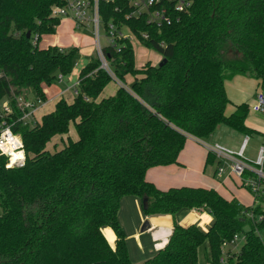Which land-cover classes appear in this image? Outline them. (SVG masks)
I'll return each instance as SVG.
<instances>
[{
	"label": "trees",
	"instance_id": "obj_1",
	"mask_svg": "<svg viewBox=\"0 0 264 264\" xmlns=\"http://www.w3.org/2000/svg\"><path fill=\"white\" fill-rule=\"evenodd\" d=\"M63 4L0 0V105L10 101L7 119L26 152L22 167H7L0 153V264H134L118 220L120 201L128 195L148 197L146 215L171 214L176 220L183 209H200L213 216L208 231L176 220L169 242L141 264H200L205 242L209 264H220L223 243L235 235L245 242L228 252V264H264V195L245 206L215 188L161 190L146 177L151 167L179 164L188 136L205 140L221 124L247 136L255 132L246 124L247 103L227 113L225 83L250 76L264 91V0H192L161 24L149 22L146 13L128 17V0H102L105 26H128L166 62L137 67L133 43L118 40L104 48L115 78L92 58L79 72L72 102L62 97L40 122L25 123L18 97L47 101L44 87L70 74L80 51L39 46L43 34L56 32L61 19L51 12ZM127 75L134 77L130 87ZM114 79L121 82L117 92L98 100ZM72 124L78 139L68 137L63 148L48 150ZM215 159L209 151L206 165ZM106 226L116 233V248L103 232Z\"/></svg>",
	"mask_w": 264,
	"mask_h": 264
},
{
	"label": "crops",
	"instance_id": "obj_2",
	"mask_svg": "<svg viewBox=\"0 0 264 264\" xmlns=\"http://www.w3.org/2000/svg\"><path fill=\"white\" fill-rule=\"evenodd\" d=\"M76 29L77 28H75L74 21L71 18L61 19L60 24L57 26L56 33H54L56 35L55 37L56 39L53 40L52 44H48L46 47L48 46H58L60 48L78 47L79 50L81 51V47H82L81 44L83 41L81 35L76 32ZM76 81H78V79L69 82L66 79V76L64 77L63 80H61V82L67 83V88L64 90L54 91L55 94L53 96L54 97L53 99L55 101V104L60 98L62 97L65 98L67 92L72 90L70 87ZM119 83L121 82L119 81ZM119 86L110 89L108 93H105L104 91L107 89H104L103 92L100 94L98 100L104 97L114 95L117 92ZM225 87L228 98L230 99L231 102L227 106L226 111L228 114L232 113L235 110L234 105L247 103L250 107L255 101V97L258 90H260L258 86V81L256 79L243 75H237L234 78L227 80L225 83ZM53 99L48 98L47 101L49 100L53 101ZM73 100L74 98L71 101L68 100L67 101L72 102ZM43 107H46V104L41 108H39L38 111L43 109ZM43 115L44 114H42V116ZM246 124L250 128L254 129L255 132L262 134L264 136V113L250 111L246 120ZM68 134L57 135L54 138H60L61 140H64L68 136ZM54 144L55 146H57L56 142ZM208 152L209 150L207 149V147L204 146L199 139L193 136H188L185 146L179 154V162H180L179 164H169V165H160V166L151 167L147 171L146 177L149 181L153 182L161 190H168L171 187H181V186H203V187L215 188L225 198L227 199L236 198L240 203H242L245 206L253 205L255 200L251 202H245V200H241L239 189L234 188L233 190H231L226 185V182H224L223 186L231 190L232 193L231 194L232 196L230 198L226 197L221 192V190H219L218 184H215L213 180H211L205 175L206 159ZM216 174H217V170H216ZM229 177L234 178V176L232 175H229ZM128 196L129 197L132 196L133 199H127L129 198ZM128 196H124L121 199V205H123L124 202L125 204L129 202L124 200H130L134 203L135 209L139 208L140 197L134 195H128ZM199 212L203 213L208 211L200 210V209H183L176 216V220L184 226H188L186 225V222L190 221L191 219H193V222L195 221V223L198 222L202 223L201 221L204 218L202 216H199ZM120 216H121V212L119 214V217ZM144 219H146V221H149L150 226L145 231H142L140 230V226L144 221ZM176 220L171 214L145 215L142 212L139 213L136 209V211L134 212V216L132 218L131 226L130 228H128L127 222H125L124 219H122L121 217L120 220L121 224L127 229L126 232L128 235V240H127L128 250L132 262L134 264L135 263L141 264L144 261L152 258L160 249H162L168 243L173 233L174 224ZM193 222L190 221L189 223L193 224ZM198 225L201 224L198 223ZM108 228L110 227L107 226L104 227L103 232L106 238L108 239V241L110 242V245L113 247V245H115L117 242V237L115 235L116 239L114 242V236L109 235ZM131 239H133L134 241H131ZM114 248H116V245Z\"/></svg>",
	"mask_w": 264,
	"mask_h": 264
},
{
	"label": "built area",
	"instance_id": "obj_3",
	"mask_svg": "<svg viewBox=\"0 0 264 264\" xmlns=\"http://www.w3.org/2000/svg\"><path fill=\"white\" fill-rule=\"evenodd\" d=\"M63 5H56L52 8L51 15L55 18H71L74 21L75 28L91 27L94 37L95 45L98 51V59L100 67L108 71L114 78V73L104 52L105 46L101 42L100 27L103 22L100 15V3L102 0H63ZM113 1V0H104ZM129 4L133 7V11L128 17L141 15L146 13L149 22L170 23L172 11H183L189 8L192 0H128ZM165 1V0H164ZM172 4L169 6L168 4ZM105 35L109 40L108 45H118V40L129 39L132 43L136 39L141 40L129 29L128 26L121 28L110 21L107 26L104 24ZM127 30V32L124 31ZM143 37L147 38L148 34L144 33ZM38 35L36 34L33 42L36 43ZM78 65V62L76 63ZM60 81L64 79L63 75L59 76ZM118 81V80H117ZM79 81H76L70 88L74 90L75 96L78 94ZM45 101L40 98H30L20 96L17 99L18 107L23 112L21 121L25 123L36 124L38 121L35 119V113L43 105ZM253 112L264 113V91L258 90L254 103L250 106ZM13 113V107L9 100H4L0 105V153L7 156V167H22L26 162V152L24 143L20 134L15 133L12 124L7 117ZM250 140L246 136L245 141L238 152H234L224 146L220 145H206L215 157L229 168V175L239 178L242 185L248 187L254 195V200H257L260 195H264V146L261 147L259 157L256 165L244 157L247 144ZM201 141V140H200ZM204 144V143H203ZM205 145V144H204ZM17 154H20L17 156ZM246 172H250L246 176ZM226 169L224 165L217 168L218 175H224ZM248 215L253 218V214L248 212ZM261 218V217H260ZM239 235H235L231 242L223 243V257L220 264H228L227 256L229 251H234L233 248L226 249L229 244H235Z\"/></svg>",
	"mask_w": 264,
	"mask_h": 264
},
{
	"label": "rangeland",
	"instance_id": "obj_4",
	"mask_svg": "<svg viewBox=\"0 0 264 264\" xmlns=\"http://www.w3.org/2000/svg\"><path fill=\"white\" fill-rule=\"evenodd\" d=\"M62 19H64V18H62ZM124 31L127 32V30H125V29H124ZM76 32L81 35L83 42L81 44V46H82L81 51H79L77 53V55L75 56V59H74L75 64L73 66L71 73L66 75V79L69 82H72V81L77 80L79 78V72H80L81 68L83 66H85L92 58H98V51H97V47L95 45V37H94L93 31H92V28L91 27L77 28ZM100 32H101L102 45L107 46L109 43V40L105 35V29H104L103 22L101 23ZM55 37H56V35L54 33L53 34H43L41 36L40 41H39V46L40 47H46L48 44H52L53 40L56 39ZM133 46H134V50H135V63H136L137 67H141L147 61H151L153 64H159L163 59L162 55L159 52H157L156 50H154L150 47L143 45L140 41H138L136 39L133 40ZM76 62H78L79 65H76ZM248 77H250V76H248ZM133 81H134V77L132 75H127L125 86L130 87V85L132 84ZM120 84L121 83H119V81L114 79L107 85V87L105 88L107 90H105L104 92L108 93L110 89H113L114 87H118ZM66 88H67L66 82L58 81L56 83H53L50 86H45L44 91L46 93L47 99L48 98L53 99L54 98L53 96L55 94L54 91L64 90ZM33 96L34 95L31 94L30 98H33ZM74 97H75L74 90H70L65 95V98L68 101H71ZM45 104H46V107H43V109H41L39 111L37 110L35 113V119L38 122L41 121L42 114H46L48 112H51L55 107L54 99H53V101L52 100L47 101L46 103L41 105L40 108L42 106H44ZM254 114H256V113H254ZM246 136L247 135L229 127L228 125L221 124L220 126L217 127L215 132L209 138H207L205 140H201L200 142L202 144L204 143L205 144V145L203 144L204 146H206L207 144H209L207 146L220 145V146H224V147H226V148H228L234 152H238V150H240V148L242 147ZM68 137L73 139V140L78 139V134H77L73 124L70 127V131H69L68 136L64 140H61L60 138H54L50 143H48L47 149L50 150L51 152H54L55 150H59V149L63 148L65 143L68 142ZM249 137H250V140L247 144V148H246L244 157L249 159L254 165H256L258 157H259L260 149L264 144V136L262 134L257 133V132H253ZM55 142L57 143V146H55V144H54ZM220 165H224V167L226 169V173L224 175L216 174V170ZM205 175L208 178H210L211 180H213V182H215V184H218L219 190H221V192L226 197L230 198L232 196L231 190H233L234 188H238L240 196H241V200H245V202H251L254 200L253 199L254 195L251 192V190L248 187L242 185V182L239 178H237L235 176H234V178L229 177V168L225 164L220 162L217 158L215 160H213L212 162H209L206 165ZM227 179H229V180H227ZM224 182H226V185L231 190H229L228 188L223 186ZM127 199H133V198H132V196H130ZM124 201H129V202H127V204H125V202L123 203V201H122L123 205H121V201H120L119 214L121 212V216L120 217L118 216V220H119L121 227L125 231L126 241H127L128 240V235L126 232L127 229L121 224V221H120L121 217H122V219H124L125 222H127L128 228H130L132 218L134 216V212L136 211V209L139 213L142 212L143 214H145V211H144L143 201L141 198H140V206H139V208H136V209L134 208V203L132 201H130V200H124ZM1 213H2V207L0 205V214ZM199 216H202L204 218L201 221L202 223L198 222L201 225H198V223H195V221L193 222V219H191L190 221L193 222V224L195 226L202 229L203 231H208L209 228L213 224V216L211 214H209L208 212H203V213L199 212ZM197 217H198V215H197ZM145 221H146V219H144V221L142 222V224L140 226V230H142V227H143ZM190 221L186 222V225H189ZM108 230H109V235L114 236V242H115L116 233L114 232V230L111 227L108 228ZM131 241H134V240L131 239ZM244 242H245L244 236L239 235V238L236 241V243L232 244V245L229 244L228 246H226V249L233 248L234 251L237 252V251H239V249H241V246L244 244ZM115 245H113V248L115 247ZM127 245H128V243H127ZM210 258H211L210 246H209L208 242H205L199 248L198 261L200 264H209Z\"/></svg>",
	"mask_w": 264,
	"mask_h": 264
},
{
	"label": "water",
	"instance_id": "obj_5",
	"mask_svg": "<svg viewBox=\"0 0 264 264\" xmlns=\"http://www.w3.org/2000/svg\"><path fill=\"white\" fill-rule=\"evenodd\" d=\"M28 37H30V32L27 34ZM166 62V59H163L159 65L162 66L164 63ZM143 206L144 208H146L148 206V197H144L143 198ZM150 226L149 221H145L143 227H142V231H145L148 227Z\"/></svg>",
	"mask_w": 264,
	"mask_h": 264
},
{
	"label": "bare ground",
	"instance_id": "obj_6",
	"mask_svg": "<svg viewBox=\"0 0 264 264\" xmlns=\"http://www.w3.org/2000/svg\"><path fill=\"white\" fill-rule=\"evenodd\" d=\"M20 154H17V156H19Z\"/></svg>",
	"mask_w": 264,
	"mask_h": 264
}]
</instances>
